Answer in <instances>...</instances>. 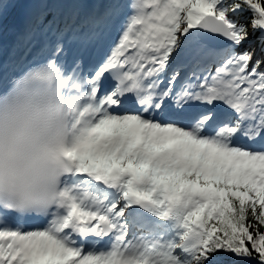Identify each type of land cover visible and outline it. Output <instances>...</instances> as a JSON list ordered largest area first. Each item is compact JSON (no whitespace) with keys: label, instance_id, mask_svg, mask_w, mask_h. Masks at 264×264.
Instances as JSON below:
<instances>
[{"label":"snow or ice","instance_id":"obj_1","mask_svg":"<svg viewBox=\"0 0 264 264\" xmlns=\"http://www.w3.org/2000/svg\"><path fill=\"white\" fill-rule=\"evenodd\" d=\"M34 7L31 31L55 43L46 60L0 75V91L42 66L66 80L80 113L74 167L61 204L0 208V264H264V60L236 51L249 33L233 18L250 11L264 32V0ZM66 42L95 62L68 69Z\"/></svg>","mask_w":264,"mask_h":264},{"label":"clouds","instance_id":"obj_2","mask_svg":"<svg viewBox=\"0 0 264 264\" xmlns=\"http://www.w3.org/2000/svg\"><path fill=\"white\" fill-rule=\"evenodd\" d=\"M79 115L66 80L47 66L0 91V208L43 213L64 201Z\"/></svg>","mask_w":264,"mask_h":264},{"label":"rangeland","instance_id":"obj_3","mask_svg":"<svg viewBox=\"0 0 264 264\" xmlns=\"http://www.w3.org/2000/svg\"><path fill=\"white\" fill-rule=\"evenodd\" d=\"M3 0H0L2 3ZM10 7L5 9L0 15V53L6 51L8 49V45L11 43L12 39V23L15 19L16 15H21L22 12H26L24 14L27 15V18L31 19L37 14L39 11L34 7L36 0H9ZM264 32L258 31L257 36H261ZM248 44V43H247ZM249 49H253L254 43H249ZM240 49V47L238 48ZM251 69V68H250Z\"/></svg>","mask_w":264,"mask_h":264},{"label":"trees","instance_id":"obj_4","mask_svg":"<svg viewBox=\"0 0 264 264\" xmlns=\"http://www.w3.org/2000/svg\"><path fill=\"white\" fill-rule=\"evenodd\" d=\"M230 2V0H229ZM234 19H236L239 23L246 25L247 26V30L249 33L248 36V41L247 40L240 46V49H236L237 52H244V51H248V52H252L254 53L253 56V64H255L256 60H264V33L261 36H257V32L259 30H253L252 27V20H253V15L250 11H244L238 15H236L235 17H233ZM254 43V47L253 49H249V43ZM248 43V44H247ZM252 67V64H250L249 68ZM260 71H264V64L261 65Z\"/></svg>","mask_w":264,"mask_h":264},{"label":"bare ground","instance_id":"obj_5","mask_svg":"<svg viewBox=\"0 0 264 264\" xmlns=\"http://www.w3.org/2000/svg\"><path fill=\"white\" fill-rule=\"evenodd\" d=\"M24 13H26V12H24ZM21 14H22V13H21ZM16 16H18V18H17L16 21H15V25H16V22H17V21L19 20V18H20L19 15H16ZM20 16H21V15H20ZM22 17H23V15H22ZM21 23H22V22H21ZM15 25H13L12 28L15 27ZM13 29H14V28H13ZM14 30H16V29H14ZM65 47L67 48L66 45H65ZM68 47H69V46H68ZM66 48H65V49H66ZM66 51H67V56H66V57H68V55H69V51H68V50H66ZM80 53H82V52H80ZM80 53H79V54H80ZM1 55H2V53H0V58H1ZM74 61H75V60H73V62H72L71 65L69 66V68L72 67V65L74 64Z\"/></svg>","mask_w":264,"mask_h":264},{"label":"water","instance_id":"obj_6","mask_svg":"<svg viewBox=\"0 0 264 264\" xmlns=\"http://www.w3.org/2000/svg\"><path fill=\"white\" fill-rule=\"evenodd\" d=\"M217 39H218V42H220L223 45H227L228 44V42L223 40V38H217Z\"/></svg>","mask_w":264,"mask_h":264}]
</instances>
